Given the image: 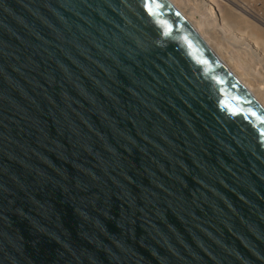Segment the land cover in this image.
Returning <instances> with one entry per match:
<instances>
[{
	"label": "water",
	"instance_id": "95a60500",
	"mask_svg": "<svg viewBox=\"0 0 264 264\" xmlns=\"http://www.w3.org/2000/svg\"><path fill=\"white\" fill-rule=\"evenodd\" d=\"M0 264H264V109L169 0H0Z\"/></svg>",
	"mask_w": 264,
	"mask_h": 264
},
{
	"label": "bare ground",
	"instance_id": "6f19581e",
	"mask_svg": "<svg viewBox=\"0 0 264 264\" xmlns=\"http://www.w3.org/2000/svg\"><path fill=\"white\" fill-rule=\"evenodd\" d=\"M169 2L264 109V19L240 0Z\"/></svg>",
	"mask_w": 264,
	"mask_h": 264
},
{
	"label": "rangeland",
	"instance_id": "374dc122",
	"mask_svg": "<svg viewBox=\"0 0 264 264\" xmlns=\"http://www.w3.org/2000/svg\"><path fill=\"white\" fill-rule=\"evenodd\" d=\"M191 1L194 2L196 0H191ZM240 2H242L246 5L245 8H247V9L249 8L250 10H253L258 16L260 15L259 16L260 18L264 19V0H240ZM184 12L190 14L189 13L190 10L188 11V8H187V10H184ZM192 16H191V18H194V17L196 18V16L194 14H192ZM259 26L261 27V25H259ZM262 30L264 31V28H262Z\"/></svg>",
	"mask_w": 264,
	"mask_h": 264
}]
</instances>
